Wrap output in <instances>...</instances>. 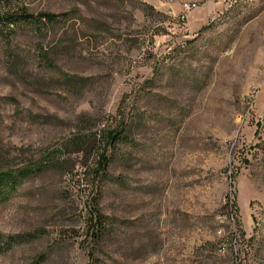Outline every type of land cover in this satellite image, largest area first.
<instances>
[{"label": "rangeland", "instance_id": "obj_1", "mask_svg": "<svg viewBox=\"0 0 264 264\" xmlns=\"http://www.w3.org/2000/svg\"><path fill=\"white\" fill-rule=\"evenodd\" d=\"M21 2L64 15L60 69L30 25L0 45V172H32L0 201V264H264V0ZM123 122L101 181L75 138Z\"/></svg>", "mask_w": 264, "mask_h": 264}, {"label": "trees", "instance_id": "obj_2", "mask_svg": "<svg viewBox=\"0 0 264 264\" xmlns=\"http://www.w3.org/2000/svg\"><path fill=\"white\" fill-rule=\"evenodd\" d=\"M64 15H57L54 13H40L32 14L29 13L25 4L21 0H0V45L9 44L10 37L13 35L15 30L22 24L30 25L35 35L45 36L46 41L39 45L38 53L41 55V59L46 63L47 68L53 70H59L60 68L56 64L55 60L51 58V48L49 47L50 40L53 36V27L60 24L63 20ZM63 80L69 84V87H76L79 85V79L70 75H65ZM85 85V84H84ZM82 85V87H84ZM126 122L116 130L102 129L101 132L93 133L89 135H78L75 141L80 146L93 147L95 145L102 146L103 152L98 155V160L95 162V169L98 178L101 181L106 180L108 175L111 158L108 154L110 148L116 146L117 143L121 142L127 135L126 133ZM93 129H90V131ZM31 170H19L11 172H0V201L6 197V195L14 190L30 173ZM231 196L227 198V204H231ZM101 198L98 194L92 199L91 212L89 219V233L93 242L98 243L102 240L103 236L107 234L108 217L103 213L101 208ZM18 237H5L0 238V255L6 251L12 249L13 245L17 242ZM93 256V255H91Z\"/></svg>", "mask_w": 264, "mask_h": 264}, {"label": "built area", "instance_id": "obj_3", "mask_svg": "<svg viewBox=\"0 0 264 264\" xmlns=\"http://www.w3.org/2000/svg\"><path fill=\"white\" fill-rule=\"evenodd\" d=\"M196 8V4H186L183 8V11L179 14V20L185 22V20L188 18V14Z\"/></svg>", "mask_w": 264, "mask_h": 264}]
</instances>
